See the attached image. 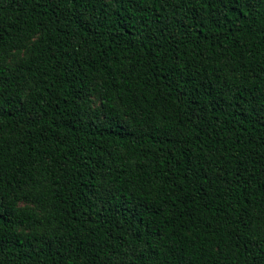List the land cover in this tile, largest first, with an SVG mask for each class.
Listing matches in <instances>:
<instances>
[{
  "label": "trees",
  "instance_id": "16d2710c",
  "mask_svg": "<svg viewBox=\"0 0 264 264\" xmlns=\"http://www.w3.org/2000/svg\"><path fill=\"white\" fill-rule=\"evenodd\" d=\"M0 264H264V0H0Z\"/></svg>",
  "mask_w": 264,
  "mask_h": 264
}]
</instances>
